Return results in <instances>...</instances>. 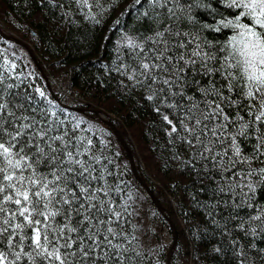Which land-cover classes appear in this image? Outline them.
<instances>
[{
    "label": "trees",
    "instance_id": "16d2710c",
    "mask_svg": "<svg viewBox=\"0 0 264 264\" xmlns=\"http://www.w3.org/2000/svg\"><path fill=\"white\" fill-rule=\"evenodd\" d=\"M228 3L170 0L167 8L173 9L174 15H165L167 9L153 0H88L87 5L77 0H0V27L30 44L57 97L48 90L25 48L0 34V104L5 105L0 110V123L4 139H8V132L33 123L34 128L26 129L28 136L23 138L30 144L33 131L48 130L49 139L63 135L69 147L75 146L74 152L89 149L78 158L91 165L92 176L100 177L91 181L94 188L104 189L98 199L120 214L119 219L105 210L98 214L101 220L112 221L101 223L99 228L112 239L113 246L119 247L105 244L95 249V264H168L173 233L166 216L135 177L125 148L110 126L93 111L85 113L68 106L98 109L108 114L120 132L139 175L174 223L176 244L171 264H264V232L245 234L248 214H255L242 195L247 189L236 187L241 181L227 179L228 173L219 175L221 165L194 156L201 150L199 144L184 142L191 139L187 132L179 133V137L176 133L169 135L172 125L164 120L167 115L179 128L180 121L189 124L186 116L193 105L209 107L214 98L209 77L188 72L171 88L159 80L153 83L147 76L128 79L138 69L142 71L143 62H153L164 47V39L169 42L170 56L180 51L176 48L178 42L187 41L183 51L195 50L200 43L219 58L209 61V66L223 63L227 48L225 52L218 49L228 44L236 30L224 27L221 21L227 23L240 11L228 7ZM177 31L184 35H169ZM129 40L137 47H128ZM157 74L166 78L165 73L157 70ZM212 79L218 86L224 83L220 74ZM201 87L209 95L198 90ZM159 88L165 89L161 93L165 99H147ZM177 92L183 96L172 95ZM225 95L235 99L234 93ZM174 104L178 107L170 106ZM237 111L236 107H225V113ZM238 115L245 113L239 111ZM225 134H234V129L229 128ZM208 137L205 143L211 146L215 137L210 133ZM255 142L254 137L246 141L241 138V146L248 153ZM54 146L62 148L64 144L56 141ZM220 150L217 146L216 151ZM252 167L264 165L254 162ZM41 171L47 169L41 167ZM262 191L264 185H257L253 204H264ZM241 200L245 202L237 207ZM257 223L252 222V226ZM107 227L119 235L113 239Z\"/></svg>",
    "mask_w": 264,
    "mask_h": 264
},
{
    "label": "snow or ice",
    "instance_id": "6c2138e0",
    "mask_svg": "<svg viewBox=\"0 0 264 264\" xmlns=\"http://www.w3.org/2000/svg\"><path fill=\"white\" fill-rule=\"evenodd\" d=\"M77 2L88 4V0ZM153 3L166 8L165 15H174L173 9L167 8L170 0H153ZM228 7L240 11L227 23L221 21L224 27L236 30L228 44L218 49L225 52L227 48L223 63L209 66V61L219 58L213 52L204 50L200 43L196 44L195 50L183 51L187 41L178 42L176 48L180 51L170 56L169 42L164 39L161 41L164 47L152 58L153 62H143L140 65L142 71L138 69L128 79L147 76L153 83L159 80L171 88L188 72L209 77L210 91L214 97L209 107L193 105L186 116L189 124L180 121L179 128L167 115L164 120L172 125L169 135L176 133L179 137V133L187 132L191 139L184 142L199 144L201 150L194 156L198 154L207 162L221 165L219 175L222 177L226 172L227 179L237 178L241 181L236 187L247 189L242 195L255 213L248 214L245 234L251 235L264 232V204L252 203L257 185H264V167H252L254 162L264 165V0H229ZM158 35L163 37L164 32ZM169 35L184 34L177 31ZM128 47L135 48L137 45L129 40ZM157 70L165 73L166 78L161 79ZM216 74H220L224 80L219 86L212 79ZM198 90L209 95V91L203 87ZM164 92V88H159L147 99L163 100L165 97L161 93ZM225 92L234 93L235 99L233 95H225ZM40 94L44 95L43 92ZM172 95L183 96V93ZM245 100L249 103L244 104ZM170 106L178 107V104ZM4 107L0 104V110ZM225 107H236L238 111L228 114ZM239 111L245 115H238ZM246 116L250 119H246ZM30 128H34L33 123L22 125L15 132H8V139L5 140V130L0 123V264H95V249H102L105 244L110 248L119 247L113 246L112 239L103 235L99 228L101 223L112 221H103L98 214L105 210L110 217L115 215L117 219L120 214L108 208L103 199H98V193L104 189L94 188L91 181L100 177L92 176L94 169L91 165L78 158L87 154L89 149L74 152L72 147L75 146L69 147L63 135L49 139L48 130L33 131L30 144L23 139L28 136L25 130ZM229 128L234 129V134H225ZM209 133L215 137L211 146L205 143ZM250 137H254L256 142L252 152L248 153L241 146V138L246 141ZM56 141H61L64 147L54 146ZM41 142H44V146H41ZM87 144L91 146L92 141L88 140ZM217 146L220 151H216ZM93 159L99 162L98 158ZM41 167L47 171H41ZM219 190L223 192L224 188ZM261 195H264V191ZM244 202L241 200L237 207ZM73 214L80 219H74ZM57 217L60 219L57 220ZM254 221L258 222L255 227L252 226ZM244 224L241 220V229H244ZM106 232L113 239L119 235L111 227H107ZM102 235L103 239L100 238ZM105 255L111 258L107 253Z\"/></svg>",
    "mask_w": 264,
    "mask_h": 264
},
{
    "label": "water",
    "instance_id": "95a60500",
    "mask_svg": "<svg viewBox=\"0 0 264 264\" xmlns=\"http://www.w3.org/2000/svg\"><path fill=\"white\" fill-rule=\"evenodd\" d=\"M0 34L1 36L7 38V39H10L12 40L13 42H15L16 44H19L21 45L23 48H25L26 52L28 53V55L30 56L32 62L34 63L35 67L37 68V70L39 71V73L41 74V76L43 77L45 83H46V86L48 88V90L50 91V93L52 94V96L54 98L57 99L53 89H52V86H51V82L49 80V77L43 67V65L41 64V62L39 61V59L37 58V56L35 55V53L33 52V50L31 49V46L30 44L25 41L24 39L20 38L19 36L13 34V33H6L1 27H0ZM60 101V100H59ZM72 109H75L77 111H80V112H87V111H93L95 113V116H97L99 119H101L102 121L106 122L110 128L112 129V131L114 132V134L116 135L117 139L119 140V142L122 144V146L125 148V151L128 155V158H129V161H130V165H131V168H132V171L135 175V177L137 178V180L143 184L146 192L148 193L149 197L151 198V200L153 201V203L155 204V206L158 208V210L164 215L166 216L169 224H170V228L172 230V233H173V241L171 243V246L168 250V253H167V262L168 264H171V256H172V253L174 251V248H175V244H176V234H175V227H174V223L172 221V219L166 215V209L165 207L161 204V202L159 201V199L157 198V196L155 195V193L153 192V190L143 181V179L141 178V176L139 175L138 171H137V168H136V165H135V162H134V159H133V156H132V153L129 149V147L126 145L123 137L121 136L120 132L118 131V129L115 127V125L111 122L110 118H105L103 117L101 114H100V111L98 109H90L88 107H83V106H80V107H71V106H68Z\"/></svg>",
    "mask_w": 264,
    "mask_h": 264
},
{
    "label": "rangeland",
    "instance_id": "374dc122",
    "mask_svg": "<svg viewBox=\"0 0 264 264\" xmlns=\"http://www.w3.org/2000/svg\"><path fill=\"white\" fill-rule=\"evenodd\" d=\"M0 23H2L3 24V22L1 21ZM5 27V26H4ZM7 29V28H6ZM9 30V29H8ZM100 114L103 116V117H105V118H108V114L106 115L105 113H101L100 112Z\"/></svg>",
    "mask_w": 264,
    "mask_h": 264
}]
</instances>
